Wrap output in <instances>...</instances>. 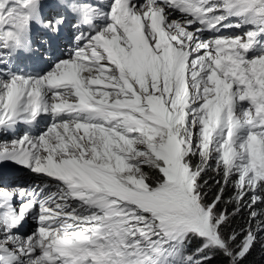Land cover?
<instances>
[{"label":"snow or ice","instance_id":"obj_1","mask_svg":"<svg viewBox=\"0 0 264 264\" xmlns=\"http://www.w3.org/2000/svg\"><path fill=\"white\" fill-rule=\"evenodd\" d=\"M0 136V264H248L264 0H0Z\"/></svg>","mask_w":264,"mask_h":264},{"label":"trees","instance_id":"obj_2","mask_svg":"<svg viewBox=\"0 0 264 264\" xmlns=\"http://www.w3.org/2000/svg\"><path fill=\"white\" fill-rule=\"evenodd\" d=\"M207 179L209 183V190L214 191L216 187V185L214 184L216 176L214 177V175L210 173ZM237 222L240 223L242 221L238 219ZM248 264H264V247H261L259 245L255 247L248 258Z\"/></svg>","mask_w":264,"mask_h":264},{"label":"rangeland","instance_id":"obj_3","mask_svg":"<svg viewBox=\"0 0 264 264\" xmlns=\"http://www.w3.org/2000/svg\"><path fill=\"white\" fill-rule=\"evenodd\" d=\"M94 2L98 3V4H106L108 2V0H94ZM3 139H7V137L0 136V140H3ZM211 174H213L214 177H215V173H211ZM15 183L23 184V185H26V186H29V184H30V182L27 179H24L22 177L21 178H17L15 180ZM32 230H33V228H31V222H30L29 226L25 230V233L30 234L32 232ZM194 246H195V242L193 243V245H190V247H194Z\"/></svg>","mask_w":264,"mask_h":264}]
</instances>
